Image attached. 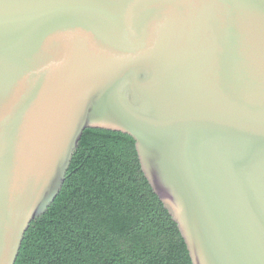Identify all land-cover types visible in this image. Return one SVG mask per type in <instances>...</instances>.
I'll list each match as a JSON object with an SVG mask.
<instances>
[{
  "label": "water",
  "instance_id": "water-1",
  "mask_svg": "<svg viewBox=\"0 0 264 264\" xmlns=\"http://www.w3.org/2000/svg\"><path fill=\"white\" fill-rule=\"evenodd\" d=\"M86 129L134 139L192 264H264V0H0V264Z\"/></svg>",
  "mask_w": 264,
  "mask_h": 264
},
{
  "label": "trees",
  "instance_id": "trees-1",
  "mask_svg": "<svg viewBox=\"0 0 264 264\" xmlns=\"http://www.w3.org/2000/svg\"><path fill=\"white\" fill-rule=\"evenodd\" d=\"M14 264H192L142 171L134 139L86 129L60 192L26 230Z\"/></svg>",
  "mask_w": 264,
  "mask_h": 264
}]
</instances>
